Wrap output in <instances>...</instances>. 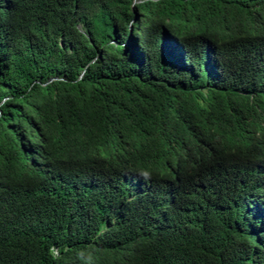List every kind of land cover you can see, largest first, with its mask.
Segmentation results:
<instances>
[{"label": "trees", "instance_id": "1", "mask_svg": "<svg viewBox=\"0 0 264 264\" xmlns=\"http://www.w3.org/2000/svg\"><path fill=\"white\" fill-rule=\"evenodd\" d=\"M227 30L264 0H0V264H264V43Z\"/></svg>", "mask_w": 264, "mask_h": 264}, {"label": "clouds", "instance_id": "2", "mask_svg": "<svg viewBox=\"0 0 264 264\" xmlns=\"http://www.w3.org/2000/svg\"><path fill=\"white\" fill-rule=\"evenodd\" d=\"M133 2H135V0H132V3ZM225 36L230 42L235 43V44H244L248 42L252 43L253 38L258 39L262 43H264V37H253L251 35V31L239 34V33L233 32L232 30L231 31L227 30V32L225 31ZM255 140L258 143V145L261 143L262 140H264V130L255 131ZM246 206H247V209H250V214H249L250 217L251 218L253 217V219L256 220L254 221L255 227H260L264 223V209L259 208L258 203L255 200L253 201V204H252V199L246 203ZM258 218H260L259 221H258Z\"/></svg>", "mask_w": 264, "mask_h": 264}]
</instances>
